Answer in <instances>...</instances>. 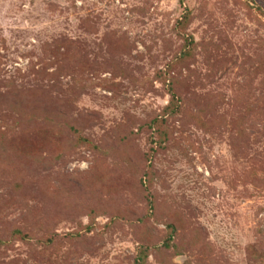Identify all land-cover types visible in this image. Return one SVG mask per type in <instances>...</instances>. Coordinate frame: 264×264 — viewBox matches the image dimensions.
<instances>
[{"label": "rangeland", "instance_id": "1", "mask_svg": "<svg viewBox=\"0 0 264 264\" xmlns=\"http://www.w3.org/2000/svg\"><path fill=\"white\" fill-rule=\"evenodd\" d=\"M0 264H264V0H0Z\"/></svg>", "mask_w": 264, "mask_h": 264}]
</instances>
